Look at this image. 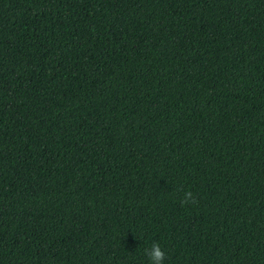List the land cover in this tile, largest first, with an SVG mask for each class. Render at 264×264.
I'll use <instances>...</instances> for the list:
<instances>
[{"label": "trees", "instance_id": "obj_1", "mask_svg": "<svg viewBox=\"0 0 264 264\" xmlns=\"http://www.w3.org/2000/svg\"><path fill=\"white\" fill-rule=\"evenodd\" d=\"M153 244L264 264V0H0V264Z\"/></svg>", "mask_w": 264, "mask_h": 264}, {"label": "clouds", "instance_id": "obj_2", "mask_svg": "<svg viewBox=\"0 0 264 264\" xmlns=\"http://www.w3.org/2000/svg\"><path fill=\"white\" fill-rule=\"evenodd\" d=\"M187 197H190L191 194H186ZM147 255L151 264H162V261L165 258V253L158 244H153L151 249L147 251Z\"/></svg>", "mask_w": 264, "mask_h": 264}]
</instances>
